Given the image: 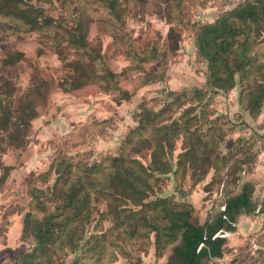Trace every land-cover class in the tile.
Instances as JSON below:
<instances>
[{
	"label": "rangeland",
	"instance_id": "rangeland-1",
	"mask_svg": "<svg viewBox=\"0 0 264 264\" xmlns=\"http://www.w3.org/2000/svg\"><path fill=\"white\" fill-rule=\"evenodd\" d=\"M245 1L116 0L111 13L99 0H29L53 21L43 30L1 12L0 177L9 174L0 186V264H180L179 241L166 244L162 206L134 207L121 189V197L106 194L116 182L106 160L124 151L151 171L172 165L171 173L150 171L159 180L144 203L190 206L195 224L250 185L255 212L220 235L223 258L204 264H264V106L253 117L241 104L239 75L230 93L209 92L194 33ZM70 35L86 36V50L74 49ZM196 91L209 93V107ZM161 111L156 121L143 117ZM163 126L177 129L157 132ZM156 143L166 155L151 168ZM63 161L75 173L58 182ZM74 190L89 218L65 211ZM155 225L163 230L160 249Z\"/></svg>",
	"mask_w": 264,
	"mask_h": 264
},
{
	"label": "trees",
	"instance_id": "trees-1",
	"mask_svg": "<svg viewBox=\"0 0 264 264\" xmlns=\"http://www.w3.org/2000/svg\"><path fill=\"white\" fill-rule=\"evenodd\" d=\"M28 1L2 0L0 16L2 15L1 12L4 13L6 10V17H11V19L29 26L32 30L51 28L53 21L46 18L41 11L28 5ZM99 1L108 7L111 13L116 11V0ZM194 33L198 59L203 60L208 66L207 84L210 87L209 92L214 96L220 92L230 93L237 86L236 76L239 75V83L242 86L241 104L246 106L250 115L258 116L264 106V0H246L245 3L235 9L222 14L214 23L196 28ZM69 43L74 49L81 51H85L88 47L84 35H70ZM18 56L20 59L22 55L18 54ZM75 89H79V87ZM196 93L202 102L208 99L204 107H209L211 99L208 97L209 93L207 91H196ZM162 113V111L154 114L148 112L143 117H147L148 120L151 117L152 121H156ZM33 117L34 115L29 113L23 118L24 132L29 126L26 119ZM142 121H140V125L143 127L145 123ZM174 128L177 129L173 126H163L157 132H168ZM176 132L173 139L179 136V132ZM173 139H169L167 142L170 143ZM127 145H133V143L127 140ZM197 152L198 148L196 147L193 149L194 155ZM165 155L164 146L156 143L152 153L151 168L153 165H158L157 160ZM186 155L187 153L180 156L178 163L180 166L182 165V158ZM190 155H193L191 151ZM110 160L113 167L111 176L116 182L110 186L114 192H106V194L121 197L117 191L121 189L124 192L123 197L129 200L134 207L141 204L156 206L157 203L162 206L166 211L165 219L169 221V226L166 228L168 232L166 244L179 241V245L174 249V256L180 261V264H190L191 262L192 264H204V261L222 259L227 240L223 237L213 239L215 235L220 231L222 233H234L236 228L233 225L236 223L237 217L243 213L251 215L255 212L256 207L252 202L253 189L250 185H245L239 195L226 201L225 211L213 219H208L204 225L195 224L192 218L193 208L190 206L177 204L169 206L168 201L160 199L144 203L148 199L149 192L153 190L152 180H159L158 177L150 175V169L138 160L130 158L128 154H125V151L120 157H113L106 161ZM79 167L87 168L76 166V169ZM73 168L75 169L73 163L61 162L57 167L58 182L61 181L64 174L73 175L75 173ZM172 170V165L161 164L151 172L158 171L160 174H164L171 173ZM8 174V169H4L3 175L0 177V186L6 181ZM77 186L80 190L84 189V184L80 181ZM80 190H74V195H70L65 208V211L72 207L76 209L75 217L77 219L86 211V206L79 205V201L76 200L82 194ZM130 212L135 214L137 211L130 210ZM89 217V213L82 216V218ZM55 221L56 216L48 218L44 235L50 236L52 234L51 225ZM152 231L157 232L156 242L158 249H160L163 230L155 225L152 227Z\"/></svg>",
	"mask_w": 264,
	"mask_h": 264
},
{
	"label": "built area",
	"instance_id": "built-area-1",
	"mask_svg": "<svg viewBox=\"0 0 264 264\" xmlns=\"http://www.w3.org/2000/svg\"><path fill=\"white\" fill-rule=\"evenodd\" d=\"M224 218H226V217H224ZM221 234H222V231H220L219 233H217L213 239H215L217 237H220Z\"/></svg>",
	"mask_w": 264,
	"mask_h": 264
},
{
	"label": "water",
	"instance_id": "water-1",
	"mask_svg": "<svg viewBox=\"0 0 264 264\" xmlns=\"http://www.w3.org/2000/svg\"><path fill=\"white\" fill-rule=\"evenodd\" d=\"M190 264H192V262Z\"/></svg>",
	"mask_w": 264,
	"mask_h": 264
}]
</instances>
